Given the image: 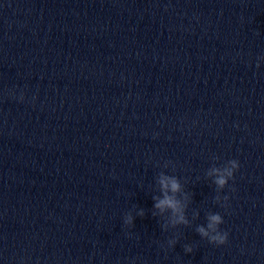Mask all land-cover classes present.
I'll use <instances>...</instances> for the list:
<instances>
[{
	"label": "clouds",
	"instance_id": "1",
	"mask_svg": "<svg viewBox=\"0 0 264 264\" xmlns=\"http://www.w3.org/2000/svg\"><path fill=\"white\" fill-rule=\"evenodd\" d=\"M264 59V57L260 58ZM259 63H257V67ZM23 99V96H21ZM240 164L238 160L232 159L228 160L223 166L217 167L213 165L209 171V176H214L213 183L216 186L217 195L215 196V203L219 204L221 207H227V201L229 197L227 195L221 197L219 193L228 186L230 180L234 179V173L239 170ZM158 183L160 185L161 192L163 194V198L153 197L156 200L154 207L160 211V213L169 212V220L168 224L171 225L172 228H176L179 225L187 226L189 225V220L186 215L187 203L185 202L188 197L185 194V200L182 201L177 197L176 194L181 192V184L179 179L176 176L165 175L163 173L160 174ZM235 191V189H232ZM169 192L172 195H169ZM137 215L143 216L144 211L141 209L137 212ZM155 216L156 213H153ZM198 215V213L196 214ZM133 216L131 212L127 213L124 218V223L128 226L133 225ZM206 226L198 225L196 227V232L200 237L208 240L209 243L220 246L224 245L228 242V232L221 231L220 225L224 223V219L219 213L209 212L206 215ZM168 224H163V230H168ZM169 247L174 246L177 243L176 239L168 240ZM185 251L187 253H191L193 251L192 247L189 245L185 246Z\"/></svg>",
	"mask_w": 264,
	"mask_h": 264
}]
</instances>
